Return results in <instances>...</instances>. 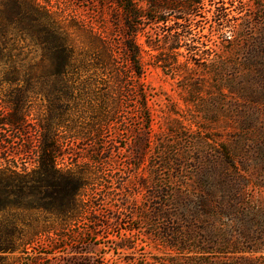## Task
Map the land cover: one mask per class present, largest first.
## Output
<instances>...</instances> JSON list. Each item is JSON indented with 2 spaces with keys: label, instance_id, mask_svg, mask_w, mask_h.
<instances>
[{
  "label": "rangeland",
  "instance_id": "rangeland-1",
  "mask_svg": "<svg viewBox=\"0 0 264 264\" xmlns=\"http://www.w3.org/2000/svg\"><path fill=\"white\" fill-rule=\"evenodd\" d=\"M36 1L64 20L73 19L71 25L82 21L87 27L97 29L110 25L112 19L107 11L108 4L100 7L96 4L97 0H73L70 3L63 0ZM134 2L137 7L149 8L146 0ZM186 2L192 5L188 15L161 10L159 16L171 20L172 16L177 15L181 18L178 22L184 18L190 24L193 40L198 43L200 50L208 51L211 56L222 61L234 59L241 64L236 78L237 90L229 91L220 85L219 78L202 68L177 77L154 65L151 53L146 52V44L150 42L157 45L155 42L165 31V25L170 24L169 21L166 24L144 22L145 31L137 40L142 49L141 62L145 68L139 84L148 93L152 129L176 144L178 155L187 157L179 166L174 165L185 183L179 184V179L173 177L170 201L174 205L170 209L179 222L185 217L190 221L194 252L190 255L193 259L172 262L160 260L168 257L169 252L153 240L148 225L141 218L142 213L147 218L150 189L147 186L142 189L136 187L140 180L138 175L149 182L153 172L163 178L174 174L156 165L153 156L156 149L149 151L140 161L139 168L134 169L138 163L135 141L143 132L135 97L130 102L125 95L126 99L120 101L110 130L98 134V128L93 124L101 95L106 97L104 100L109 106L113 104L115 96L114 93L104 92V85H93L88 87L86 94L74 92L70 95V100L74 98L75 102L77 99L79 107L77 113L70 110L68 115L65 114L64 102L53 101L56 97L64 100L61 94L54 91L45 96H35L29 92L26 122L32 128L35 127L29 135L34 140L39 134L37 126L46 127L48 124L51 125L50 131L46 130L45 133L58 138L59 146L60 142L70 139V150L60 148L63 155L57 158L56 167L60 170L76 168L77 171L87 167L91 181L86 194L96 207L91 214L79 216L64 228L50 216L37 215L36 228L31 227L27 231L41 232L44 234L43 239L33 247H28L26 255L19 252L0 255V264H20L25 262V256L33 264H264V50L253 48L256 52L251 51L252 46H258L264 40V0ZM217 10L223 12L231 23L237 24L238 30L242 32L232 44L222 41V36L215 31ZM87 27H84L86 31L83 29V32L71 30L77 39L73 46L74 54L76 57L78 55V60L83 59L84 64L87 63L88 69L78 70L85 81L101 73L95 60L99 45L87 32ZM12 48L10 54L18 61L20 72L24 71L22 67L26 66L28 59L31 58V63L35 62L32 59L37 54L34 55V50L25 43L19 42ZM178 52L184 54L177 56L173 53V57L191 66L184 50L181 48ZM250 60L254 64L247 68L246 63ZM90 65L95 66V69ZM2 73L4 70L0 67V80ZM187 80L199 82V91L186 88L184 82ZM106 81L112 89L110 79L106 77ZM17 95L18 92L6 90V87L2 89L0 85L1 100H9ZM15 137H18L15 141H21V136L16 134ZM97 152L101 153L97 155ZM95 161L104 164L97 167ZM233 167L242 176L239 185L241 196L235 204L230 198L228 182L216 178L205 180L200 173H196L200 169L227 172ZM130 189L135 192V206L128 212L123 202ZM207 190L215 194L212 203H220L227 208L234 204L236 214L219 216L212 222L210 216L201 212L199 207ZM179 193L187 196L184 202L178 198ZM197 211L199 214L195 215ZM113 219H117L114 226H108ZM210 223L217 228L218 235L210 234ZM85 231H95L97 237L79 240L77 235ZM60 234L63 239L56 237ZM70 236L75 239L69 240ZM122 238H127V242H121ZM226 243L229 247L225 246ZM125 244L126 247L121 248ZM253 250L256 252L250 253ZM79 255L83 258L77 259ZM203 255L209 256V259L198 260V256Z\"/></svg>",
  "mask_w": 264,
  "mask_h": 264
},
{
  "label": "trees",
  "instance_id": "trees-1",
  "mask_svg": "<svg viewBox=\"0 0 264 264\" xmlns=\"http://www.w3.org/2000/svg\"><path fill=\"white\" fill-rule=\"evenodd\" d=\"M63 1L70 3L73 0ZM146 1L149 4L148 9L137 7L134 0H97L96 4L100 7L108 4L107 11L112 18L110 25L97 29L87 27L82 21L71 25L73 19H65L67 21L65 22L56 12L40 6L36 0H2L0 2V67L4 70L0 85L2 89L6 87V90L18 92V95L12 99H0V255L15 252L26 255L28 247H33L43 239L44 234L41 232L28 233L27 231L31 227L36 228L37 215L50 216L64 228L79 216L91 214L96 207L86 194L91 181L87 167L78 171L76 168L60 170L56 167L57 158L63 155L60 148L70 150L72 143L70 139L60 142L59 146L58 138H55L53 134L45 133L46 130L50 131V124L46 127L37 126L39 134L35 140L29 136L30 131L35 127L32 128L26 122L29 114V106L26 105L29 103L27 94L32 92L35 96L40 94L45 96L46 93L54 91L61 94L65 97L64 100L56 97L53 101L64 102L65 114L68 115L72 110L77 113L79 107L77 99L75 102L74 98L70 100V95L74 92L80 95L86 94L89 86L104 85L103 91L114 93L115 97H113V104L109 106L104 100L106 97L101 95L102 100L97 111L94 112L93 124L98 128V134L110 130L120 101L126 99L124 96L126 95L130 102L135 97L143 132L135 141V158L138 163L134 165V169L139 168L140 161L149 151L156 149L153 155L156 165L163 170H171V175L174 174L163 178L153 172L149 182L138 175L140 180L136 184L138 189L146 186L150 189L147 218H144V213L141 218L148 225L153 240L169 252L168 257L160 260L172 262L177 259H193L190 255L194 253L190 221L185 217L179 222L170 209L174 205L170 201L173 195L171 188L173 177L179 179V184L185 183L177 172L179 169L176 170L174 165L179 166L181 162L187 160V157L184 154L178 155L177 145L152 129L153 119L148 105V93L139 84L144 77L145 68L141 62L142 49L137 40L144 33L146 22L166 24L169 21L170 24L165 25V31L155 42L157 45L150 42L146 44L148 48L146 52L151 53L154 65L177 77H183L196 68H202L219 78L220 85L229 91L237 90L236 78L239 76L241 64L234 59L222 61L218 57L211 56L208 51L200 50L198 43L193 40L190 24L184 18L178 22L181 18L177 15L172 16L171 20L159 16L161 10L188 15L192 11V5L187 4L186 0ZM216 15L215 31L222 36V41L225 43H234L242 33L238 30L237 24L231 23L230 19L219 10L216 11ZM84 27H87V32L99 45L95 60L96 66L101 70L100 74L94 75L87 81L83 80L78 73L79 69H88V67L86 68L87 63L84 64L83 59L78 60V55L76 57L74 54L73 46L75 47L77 39L71 32V30L83 32ZM19 42L25 43L34 50V55L37 54L35 59H32L35 62L31 63V58L28 59L29 62L22 67L23 72H20L18 61L10 54L14 44L17 45ZM181 48L191 62V66L173 57V53L177 56L184 54L178 52ZM253 48L264 50V40L258 43V46L251 47V51L255 53ZM203 55L206 56L203 57ZM246 64L247 68H251L254 62L250 60ZM89 67L95 69L93 65ZM106 77L110 79L112 89L106 84L108 82ZM184 84L186 88L194 92H198L201 86L194 80H187ZM86 109L91 110L88 107ZM81 114L84 113L81 111ZM55 126L60 127L56 124ZM16 134L21 136V141L18 139L20 143L15 141L18 138H14ZM69 156L72 155L69 154ZM94 163L97 167L104 164L97 161ZM196 173H200L201 178L205 180L216 178L221 182H228L230 198L234 204L241 196L239 185H241L242 176L236 167L227 172H217L214 169L201 171L200 169ZM134 193L130 189L124 196L123 206L128 212L135 206ZM204 193L199 207L201 212L210 216L209 219L213 220L212 222L219 216L230 217L236 214L234 204L228 208L221 206L220 203L214 204L212 203L215 199L214 192L207 190ZM178 198L184 202L187 196L179 193ZM198 212L195 215H198ZM113 220L108 226H114L117 219ZM209 228L211 235H218L219 232L213 223H210ZM56 237L63 239L61 234ZM91 237H97V233L85 231L77 235L79 240ZM74 239V236L69 237V240ZM121 242H127V238H122ZM225 246L229 247V244L226 243ZM124 247L126 244L121 248ZM254 252L256 251L253 250L250 253ZM78 258L83 256L79 255ZM86 259L90 260V258ZM206 259H209V256H198V260ZM239 259L242 258L239 257ZM23 261L25 262L20 264H33L28 262L27 256L23 258Z\"/></svg>",
  "mask_w": 264,
  "mask_h": 264
}]
</instances>
